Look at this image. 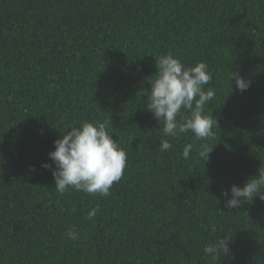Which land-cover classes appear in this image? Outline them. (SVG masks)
Returning <instances> with one entry per match:
<instances>
[{
  "label": "trees",
  "instance_id": "16d2710c",
  "mask_svg": "<svg viewBox=\"0 0 264 264\" xmlns=\"http://www.w3.org/2000/svg\"><path fill=\"white\" fill-rule=\"evenodd\" d=\"M163 54L208 65L211 138L163 137L147 110ZM231 71L251 86L237 91ZM85 121L127 153L107 197L60 195L41 167ZM261 163L264 0H0V264H264V200L229 210L221 195ZM224 234L231 253L214 261L203 249Z\"/></svg>",
  "mask_w": 264,
  "mask_h": 264
},
{
  "label": "clouds",
  "instance_id": "9594fccd",
  "mask_svg": "<svg viewBox=\"0 0 264 264\" xmlns=\"http://www.w3.org/2000/svg\"><path fill=\"white\" fill-rule=\"evenodd\" d=\"M155 68V77L148 80L150 90L144 94L147 95V110L157 121H163V137L175 139L180 134L191 132L196 140L211 138L217 120L205 115L204 107L216 92L211 87L207 90L204 87L212 80L208 65L200 61L189 66L172 54H163L156 59ZM230 79L235 82L237 91H246L251 86V82L238 72L231 71ZM213 147L209 151L207 144L201 145L198 155L204 162L210 159ZM171 148L172 143L168 139L160 141V151L166 152ZM192 150L191 143L185 145L182 157L188 159ZM48 156L52 163H42L41 167L51 170L55 190L60 195L71 188L90 196L99 194L107 197L114 183L121 180L127 163L126 151L102 122L85 121L70 126L69 131L54 141V150ZM257 172L258 175L249 177L242 187L233 184L222 190L226 209H237L242 202L252 203L257 197L264 200V163ZM98 211V206L92 208L87 213L88 219H93ZM66 236L76 241L79 232L69 228ZM231 241L232 236L221 235L206 245L203 252L214 261L221 260V257L230 255Z\"/></svg>",
  "mask_w": 264,
  "mask_h": 264
},
{
  "label": "bare ground",
  "instance_id": "6f19581e",
  "mask_svg": "<svg viewBox=\"0 0 264 264\" xmlns=\"http://www.w3.org/2000/svg\"><path fill=\"white\" fill-rule=\"evenodd\" d=\"M261 113V112H260Z\"/></svg>",
  "mask_w": 264,
  "mask_h": 264
}]
</instances>
